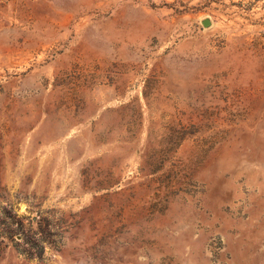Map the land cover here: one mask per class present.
<instances>
[{
	"label": "rangeland",
	"instance_id": "obj_1",
	"mask_svg": "<svg viewBox=\"0 0 264 264\" xmlns=\"http://www.w3.org/2000/svg\"><path fill=\"white\" fill-rule=\"evenodd\" d=\"M0 264H264V0H0Z\"/></svg>",
	"mask_w": 264,
	"mask_h": 264
},
{
	"label": "water",
	"instance_id": "obj_2",
	"mask_svg": "<svg viewBox=\"0 0 264 264\" xmlns=\"http://www.w3.org/2000/svg\"><path fill=\"white\" fill-rule=\"evenodd\" d=\"M203 24H204L205 26H207L208 24H210V20H208V19L204 20V21H203Z\"/></svg>",
	"mask_w": 264,
	"mask_h": 264
}]
</instances>
